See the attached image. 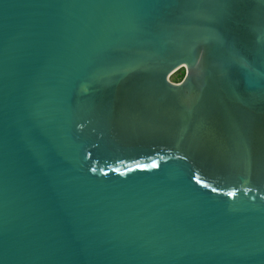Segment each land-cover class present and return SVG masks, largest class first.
Segmentation results:
<instances>
[{"label": "water", "instance_id": "95a60500", "mask_svg": "<svg viewBox=\"0 0 264 264\" xmlns=\"http://www.w3.org/2000/svg\"><path fill=\"white\" fill-rule=\"evenodd\" d=\"M0 264H264V0H0Z\"/></svg>", "mask_w": 264, "mask_h": 264}, {"label": "flooded vegetation", "instance_id": "af4514ba", "mask_svg": "<svg viewBox=\"0 0 264 264\" xmlns=\"http://www.w3.org/2000/svg\"><path fill=\"white\" fill-rule=\"evenodd\" d=\"M216 41L213 39L208 38L204 35H197L194 38V51L196 52V58H200L201 61L199 64H195L190 68V73L188 74V70L185 65H179L176 68H174L168 75L167 79L169 80L170 75H172L177 70L181 69V74L179 75L178 79L176 81H170L173 83H179L184 81L187 76L189 75L193 81L204 79V76L206 75L207 68H208V61L210 59V53L212 48L216 45ZM201 54V56H199ZM183 72V73H182ZM206 81V79H205ZM193 87V86H192ZM186 92H188L189 97H194L196 95L195 92L197 90L193 87L191 88L190 92L187 89Z\"/></svg>", "mask_w": 264, "mask_h": 264}, {"label": "rangeland", "instance_id": "374dc122", "mask_svg": "<svg viewBox=\"0 0 264 264\" xmlns=\"http://www.w3.org/2000/svg\"><path fill=\"white\" fill-rule=\"evenodd\" d=\"M183 73V72H182ZM181 74V69L174 72L172 75H170L169 80L170 81H176Z\"/></svg>", "mask_w": 264, "mask_h": 264}, {"label": "snow or ice", "instance_id": "6c2138e0", "mask_svg": "<svg viewBox=\"0 0 264 264\" xmlns=\"http://www.w3.org/2000/svg\"><path fill=\"white\" fill-rule=\"evenodd\" d=\"M229 195H232V193H229Z\"/></svg>", "mask_w": 264, "mask_h": 264}]
</instances>
